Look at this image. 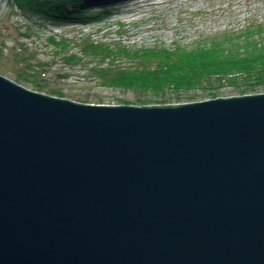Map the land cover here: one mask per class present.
<instances>
[{
  "label": "water",
  "instance_id": "95a60500",
  "mask_svg": "<svg viewBox=\"0 0 264 264\" xmlns=\"http://www.w3.org/2000/svg\"><path fill=\"white\" fill-rule=\"evenodd\" d=\"M0 264H264V94L92 105L0 74Z\"/></svg>",
  "mask_w": 264,
  "mask_h": 264
},
{
  "label": "rangeland",
  "instance_id": "374dc122",
  "mask_svg": "<svg viewBox=\"0 0 264 264\" xmlns=\"http://www.w3.org/2000/svg\"><path fill=\"white\" fill-rule=\"evenodd\" d=\"M84 1L86 2L81 7L70 8L68 11L73 14L74 20L53 22L45 17L32 15L16 0H0V74L33 91L41 92L38 85L42 87L41 93L92 105H179L264 94V88L256 93L245 94L241 92L242 88L231 86L228 82H215L214 85L191 89L188 86L191 81L183 80L188 70L171 69L169 81L175 82L179 89L166 90L163 95L157 96V91L142 93L132 85L112 87L107 81L113 79L112 81L119 82V76L109 78L108 74L111 73H100L95 77L90 72L94 64L102 66L103 70L110 69L116 75L131 69L133 72L130 71L129 76L140 80L142 75L145 76L143 72L149 68H154L156 64L163 65L157 63V60L140 61L141 56H135L137 53L145 54L143 49L146 48L154 52L160 48L193 51L202 45L227 47L229 44V48L232 47L230 51L238 57L248 53L264 54L255 50L243 54L242 43L239 42V35L245 33L250 38L255 32L261 36L255 35L254 42H264V0L250 2L241 13L234 11L237 7L236 0H207L199 13H193L194 8L180 13L175 9L171 12H154L145 14L143 20L133 24H130L128 15H125L131 4L129 2L133 0ZM81 13L84 15H80ZM176 17H179V21ZM168 22L177 26L176 32L166 27ZM231 39H235L234 43L237 45L232 44ZM94 41H100L98 44L101 48H112L115 55L109 66V60L103 56L101 59V55L92 60V57L81 53L88 43ZM53 42L60 45H54ZM255 43H251V46ZM71 57L80 61L75 59L69 63L67 59ZM206 60L200 57L193 67V73L208 75L209 71L203 69V62ZM210 61L223 72L242 63L241 59L238 62L235 58L228 60L224 55L211 56ZM26 79L37 85H30ZM49 91H57L61 96L51 95ZM144 99L153 104L140 105L139 102Z\"/></svg>",
  "mask_w": 264,
  "mask_h": 264
},
{
  "label": "trees",
  "instance_id": "16d2710c",
  "mask_svg": "<svg viewBox=\"0 0 264 264\" xmlns=\"http://www.w3.org/2000/svg\"><path fill=\"white\" fill-rule=\"evenodd\" d=\"M16 2L22 7L25 8L29 13L32 15H37L41 17H45L53 22L64 21V20H74L73 14L68 12L71 10L70 8L74 7H81L86 1L84 0H66L64 2H58L57 0H16ZM80 15H84L81 13ZM257 29H260L258 27ZM249 31V30H248ZM264 34V33H263ZM255 35H260V33L255 32L253 33L250 38L247 37L245 33L239 35V42L242 43L241 51L243 54L246 51H257V52H264V42H254ZM261 36V35H260ZM232 44H236L235 39H231L230 41ZM54 45H58L56 42H53ZM100 41H94L91 44L88 43L87 46L84 47L81 53L87 55V57H92V60L98 59L101 55L104 59L107 58L109 60V66L113 61V56L115 55L112 51V48H101L98 44ZM246 43V44H243ZM251 43H255V45L251 46ZM60 45V44H59ZM58 45V46H59ZM250 45V46H249ZM63 47V45H61ZM64 48V47H63ZM245 48V49H244ZM62 49V48H61ZM232 47L229 48V44L227 47H214L213 45H202L197 50L187 51L186 49L181 50H168L166 48H160L157 52L150 51L148 48L143 49L145 54H135V56L140 55L141 60H147L148 62H154L157 60V63L163 64L159 65L156 64L154 68H149L145 73V76L142 75V79L138 80L137 78H132L129 76L133 72V70L128 69L123 70L122 73L116 75L113 73L112 70L107 69L103 70L102 66H97L98 64H94L90 70L93 76L98 77L100 73H111L108 74L109 78H116L121 81L115 82L112 81L113 79H109L107 82L111 84L112 87L114 86H135L136 89L143 92H150V91H157V96L163 95L166 90H178L179 88L176 87L175 82L169 81L171 78L169 72L171 69H179L180 71L188 70V73L185 74L183 80H190L191 82L188 86L192 89L203 87L204 85H214L215 82H228L231 83V86H236L238 88H242L241 92L248 94V93H256L258 90L264 88V54L253 55L248 53L247 55H243L238 57L232 51ZM104 52H110L109 54H105ZM217 55H224L228 58V60L235 61L242 60V63H237L233 66L232 69L223 72L222 70L218 69L215 64H212L210 61L211 56ZM202 58L206 61L203 62V66L205 70L209 71V74H201L196 75L197 72L193 73V67L197 64L199 58ZM73 58V59H72ZM109 58V59H108ZM147 58V59H146ZM77 59L76 57H71V59H67L69 63H72L73 60ZM78 60V59H77ZM80 61V59L78 60ZM214 63V62H213ZM97 66V67H96ZM241 66L240 68H238ZM98 68V69H97ZM202 69V70H203ZM192 71V72H191ZM193 73V74H192ZM122 75V76H120ZM27 82L32 85L36 86V82L32 83L29 79H26ZM19 81V80H18ZM34 82V81H33ZM104 82V81H103ZM106 86V85H105ZM37 88L40 89L39 91H43L42 87L37 85ZM189 89V90H191ZM44 90H46L44 88ZM61 96V94L57 91H49V94ZM152 101H148L144 99L140 101V105H150Z\"/></svg>",
  "mask_w": 264,
  "mask_h": 264
},
{
  "label": "bare ground",
  "instance_id": "6f19581e",
  "mask_svg": "<svg viewBox=\"0 0 264 264\" xmlns=\"http://www.w3.org/2000/svg\"><path fill=\"white\" fill-rule=\"evenodd\" d=\"M119 2L121 0H118ZM207 0H133L129 2V10L125 13L128 15V21L130 24L137 23L139 20H143L145 14H151L154 12H166L175 9L179 13L181 11H188L190 8L193 9V13H199L202 11L201 6ZM237 7L234 11L243 12L244 7H246L250 2L258 0H236ZM231 6V5H230ZM179 21V17H176ZM167 28L172 29L174 32L177 31V26L171 22L166 25Z\"/></svg>",
  "mask_w": 264,
  "mask_h": 264
}]
</instances>
